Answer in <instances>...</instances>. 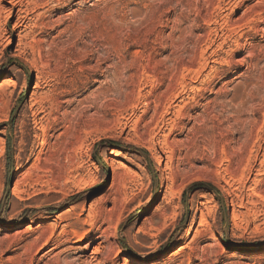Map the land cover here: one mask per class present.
Returning a JSON list of instances; mask_svg holds the SVG:
<instances>
[{
	"label": "rangeland",
	"instance_id": "obj_1",
	"mask_svg": "<svg viewBox=\"0 0 264 264\" xmlns=\"http://www.w3.org/2000/svg\"><path fill=\"white\" fill-rule=\"evenodd\" d=\"M11 1L0 264H264V0Z\"/></svg>",
	"mask_w": 264,
	"mask_h": 264
},
{
	"label": "bare ground",
	"instance_id": "obj_2",
	"mask_svg": "<svg viewBox=\"0 0 264 264\" xmlns=\"http://www.w3.org/2000/svg\"><path fill=\"white\" fill-rule=\"evenodd\" d=\"M34 1L35 0H12L10 2L11 5L13 6V9H14V10H12L11 14L12 15L16 14V17H17L15 29H17V31H19V33H20V45H22L24 42V38L21 37V34L30 28L29 24L32 22V18H31L32 12L36 10L34 8V6L32 7V5H35V6L37 5L36 2H34ZM15 10H17V13H15ZM29 34H31V33H29ZM44 113H45V109L43 107H40L34 111V115L36 117L40 116ZM162 174L164 175V173H162ZM65 226L66 227L63 230L64 234H66V235L72 234V238L76 239V241L74 243L75 245H83L85 242H87L88 246H86L84 248H76L77 251H81L80 252L81 254L79 257L71 260L70 256H66L65 258H61V256L58 255L57 258H55L53 260L52 264H104L106 262L107 259L102 260V258H101V248L105 243L104 238L102 240H100L98 247L94 248L93 253L90 256H86L87 252H85V251L91 245V242L93 241V239H94L93 237L95 234L93 235L92 231H89L87 233L86 232L81 233L79 230L76 229L75 223L74 224L71 223V224L65 225ZM192 235H193L192 232H189L187 239H190L192 237ZM52 242L55 243V246L50 250L49 253L58 250L60 247H63V244H60V242H58L56 240L52 241ZM48 257H50V255ZM49 263H50V261L47 262V264H49Z\"/></svg>",
	"mask_w": 264,
	"mask_h": 264
}]
</instances>
